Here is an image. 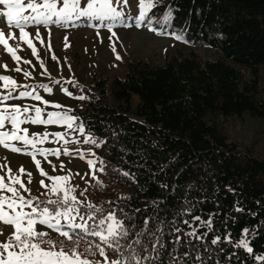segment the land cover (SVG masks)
I'll return each mask as SVG.
<instances>
[{
    "label": "trees",
    "instance_id": "trees-1",
    "mask_svg": "<svg viewBox=\"0 0 264 264\" xmlns=\"http://www.w3.org/2000/svg\"><path fill=\"white\" fill-rule=\"evenodd\" d=\"M168 5L176 9L173 26L193 42L188 45L219 57L179 53L164 66L133 60L123 77L114 78L110 93L107 78L92 76L81 88L90 99L80 101L74 114L108 144L97 149L106 161L102 191L92 184L87 195L106 207L131 197L119 201L129 211L163 201L167 218L186 199L200 201L193 214H215L214 233L222 237L208 264L217 258L221 264H264V157L230 140L222 126L246 114L264 118V0H161L151 14L162 16ZM117 169L136 173L139 183ZM244 229L252 253L223 239L230 233L237 241Z\"/></svg>",
    "mask_w": 264,
    "mask_h": 264
},
{
    "label": "snow or ice",
    "instance_id": "snow-or-ice-1",
    "mask_svg": "<svg viewBox=\"0 0 264 264\" xmlns=\"http://www.w3.org/2000/svg\"><path fill=\"white\" fill-rule=\"evenodd\" d=\"M0 5L6 9L0 12V17H6V25L0 23V45L16 62L17 66L11 71L22 72L25 80L32 78V70L20 66L22 58L18 49L21 42L26 44L39 60L33 40L44 44L41 28L49 30L55 26L68 30L87 26L96 30L98 35L100 30H107L112 37H117V28H147L158 36L185 44L193 43L186 39L184 29L177 30L173 26L176 9L172 5L166 6L162 16L151 14L161 6V0H138V14L135 16L125 10L128 0H0ZM5 26L9 29L7 34L2 30ZM33 27L36 28L34 36L28 31ZM13 30H18V36ZM9 41L13 43L10 45ZM110 47L116 53L115 44ZM51 59L56 61L57 57L52 56ZM115 59L119 61L122 57L116 54ZM23 64L31 65V61L24 59ZM0 67L9 70L6 63ZM40 67L45 69L41 75L47 76L49 83H18L13 77L0 75V147L30 156L40 176L50 181L46 184L41 179L40 186L45 190L33 195L28 186L33 182L31 173H26L23 167L13 172L7 164H0V225L12 228L6 239L0 241V264H208L215 251L212 246L219 245L222 237L214 233L215 214H209L208 219L193 214L200 201L186 199L171 218L161 215L163 201L153 200L144 209L129 211V205L119 201H130L131 197L122 196L117 201L107 202L110 206L106 207L88 198L87 187L80 189L79 185L73 184L70 172L49 175L41 167L38 155L56 171L57 165L52 163L50 156L59 159L61 155L70 157L75 154L84 160L87 154L93 158L86 161L91 177L85 183L94 180L103 186L96 173L105 172L106 161L94 149L106 146L108 138L95 134L87 121L74 114L72 108L42 97L41 90L50 94L53 91L50 84L59 85L61 81L50 77L43 60H40ZM67 94L79 101L90 99L83 94ZM11 100H31L39 102V105L7 103ZM24 125L45 126V129L58 126L64 130L30 133L29 128L22 127ZM116 135L113 130L112 136ZM46 144L60 146L49 148ZM69 145L76 147L70 149ZM80 145L90 147L81 151ZM59 167L64 171L63 163ZM116 171L132 184L139 183L136 173ZM159 187L166 189L168 185L160 184ZM141 190H144L143 186ZM142 211L146 214L138 216ZM235 211L243 212V209L236 207ZM209 233H213L210 242ZM0 235H4L2 229ZM223 239L248 253L253 251L248 229L242 231L237 241L231 239L230 233ZM109 252L114 258L108 256ZM97 255L103 257V261L89 259ZM214 264H221V261L217 258Z\"/></svg>",
    "mask_w": 264,
    "mask_h": 264
},
{
    "label": "rangeland",
    "instance_id": "rangeland-1",
    "mask_svg": "<svg viewBox=\"0 0 264 264\" xmlns=\"http://www.w3.org/2000/svg\"><path fill=\"white\" fill-rule=\"evenodd\" d=\"M5 10L4 6L0 5V12ZM125 10L130 11L133 16L137 15L138 0H128V8ZM0 23L6 25V17H0ZM2 30L6 34L9 31L6 26ZM13 31L18 36V30ZM28 31L34 36L36 28H30ZM40 31L44 44L42 45L39 40H33V44L36 46L39 54V60L32 55L31 49L26 44L21 42L18 49V55L22 58L20 66L32 70V78L25 80L22 72L11 71V69L17 66L16 62L5 52L2 45H0V64L6 63L9 70L6 71L3 67H0V75L13 77L18 83H49L48 77L41 75L45 71L44 68L40 67V60H43L50 77L59 79L61 83L59 85L50 84L53 88L50 94L41 90L42 97L50 102L70 107L73 110L80 101L73 99L72 96L67 94L68 92H71L73 95H80L81 88L88 86L92 76H96L97 78L108 79L107 86L110 93L114 78L124 76L127 64L130 61L143 60L152 62L154 65L164 66L168 58L177 56L179 53L186 55L195 54L205 60L219 57L214 50L194 47L170 37L158 36L147 28H117L115 31L118 39L117 37H112L107 30H100L98 35L96 30L87 26L72 27L68 30L52 26L49 30L41 28ZM65 37H67V40H65ZM9 43L11 45L13 42L9 41ZM111 44H115L116 53H113L110 47ZM116 54H119L122 60H116ZM52 56L57 57V60L53 61L51 59ZM24 59L30 60L31 65L23 64ZM261 82L264 85V78L261 79ZM64 89H67V92ZM106 101L110 104L111 98ZM7 103L17 105L32 103L39 105V102L31 100H11ZM48 110L52 109L49 108ZM222 126L230 140L236 141L243 148H250L255 155L264 157V118H254L246 114L242 118L225 121ZM22 127L29 128L30 133H43L46 130L48 132L64 130L58 126H48L47 129H45V126L34 125H24ZM80 139L83 138L81 137ZM45 146L52 148L59 147L60 145L46 144ZM75 147V145H69L70 149ZM89 147V145H80L81 151H85ZM94 151L97 153V149H94ZM98 156L100 157L99 154ZM90 158L93 157L87 154L84 160H81L75 154L70 157L61 155L59 159L50 156L49 159L52 163L57 165L56 171H53L48 162L44 161L39 155L37 156V159L42 161L41 167L49 175H64L70 172L72 174L71 182L79 185L80 189L85 187L89 189L92 184H96L94 180H91L89 184L85 183L91 177V171L86 163L87 159ZM61 163L64 165V171L60 170L59 165ZM0 164H7L13 172L23 167L26 173H31L33 182L28 186L31 188L33 195H39L40 192L45 190L40 186L39 181L41 179H44L46 184L50 183L45 177L40 176L39 170L30 156L15 154L0 147ZM101 174L97 172L96 178L101 184H104V181L100 180ZM24 179L27 182L26 176ZM101 188L98 185L97 191H102ZM80 198L83 199V197ZM89 199L93 203H96L94 199ZM0 229L4 233V235H0V241H3L12 232V228L0 225ZM89 259L103 261V258L89 257Z\"/></svg>",
    "mask_w": 264,
    "mask_h": 264
}]
</instances>
